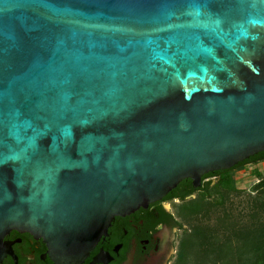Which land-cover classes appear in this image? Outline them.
<instances>
[{
	"label": "water",
	"instance_id": "1",
	"mask_svg": "<svg viewBox=\"0 0 264 264\" xmlns=\"http://www.w3.org/2000/svg\"><path fill=\"white\" fill-rule=\"evenodd\" d=\"M262 152L264 0H0V264L13 230L82 264Z\"/></svg>",
	"mask_w": 264,
	"mask_h": 264
},
{
	"label": "flooded vegetation",
	"instance_id": "2",
	"mask_svg": "<svg viewBox=\"0 0 264 264\" xmlns=\"http://www.w3.org/2000/svg\"><path fill=\"white\" fill-rule=\"evenodd\" d=\"M203 179L201 187L206 182L214 183L213 176ZM195 195L185 194L184 200L165 201L166 196L146 209L117 216L108 235L102 237L82 264H176L179 233L186 227L172 207L195 199ZM5 242L10 245L12 255L5 257L1 264H56L44 240L28 232L13 230Z\"/></svg>",
	"mask_w": 264,
	"mask_h": 264
},
{
	"label": "trees",
	"instance_id": "3",
	"mask_svg": "<svg viewBox=\"0 0 264 264\" xmlns=\"http://www.w3.org/2000/svg\"><path fill=\"white\" fill-rule=\"evenodd\" d=\"M263 163L264 152L239 163L230 170L218 171L206 175L204 179L207 176H213L218 179L217 186L219 189L217 190L225 189L229 192H233L236 191V179L234 174L236 170H241L249 164L260 165ZM211 186V182H206L200 189H195L191 180H184L176 189L168 194L165 201L175 198L184 200L185 194H197L200 192L202 194L200 202L193 200H190V202L187 201L188 203L183 202L180 205L186 204L181 207L182 212H180V214L178 212V217H182L183 221H189L191 219L193 221L194 217L200 212L202 213L208 211L209 208L212 209L218 206L215 200L209 202L210 199L208 196L212 193ZM252 191L259 196L264 195V177L253 185ZM181 224L183 225V222ZM218 228H221V225H219ZM253 229L254 231L251 232L252 234L246 236L244 240L240 238V234L239 236L237 235L236 242L238 243L235 247L232 245L233 236H230L231 239H224L223 235L221 239L220 235L222 230L220 229L214 230L212 228L210 231H206L203 228L196 227L192 232L185 230L183 232L184 236H182L180 240L176 264H188L189 257H192L189 255L191 251L196 254L192 258L196 264H264V222H261L258 226H254ZM196 239L198 240L200 250H194L193 248Z\"/></svg>",
	"mask_w": 264,
	"mask_h": 264
},
{
	"label": "rangeland",
	"instance_id": "4",
	"mask_svg": "<svg viewBox=\"0 0 264 264\" xmlns=\"http://www.w3.org/2000/svg\"><path fill=\"white\" fill-rule=\"evenodd\" d=\"M234 174L236 179V191L233 192H229L225 189L217 190L219 189L217 186L218 179H213L214 183L211 186L212 193L208 197L210 199L209 202L213 200L217 201V207L212 209L208 207V211L200 212L201 215L200 213L196 215L193 221L192 219L183 221L182 217H178L181 223L183 222V225L186 227L185 230L192 232L196 227L203 228L206 231H210L212 228L214 230L220 229L222 230L220 235L221 239L223 235L224 239H231L230 236H233L232 245L235 247L238 243L236 242L237 235L239 236L240 234V238L244 240L246 236L252 234L251 232L254 231V226H258L261 222H264V195L259 196L252 191L253 185L264 177V163L260 165L249 164L241 170H236ZM195 197L196 198L192 200L200 202L202 194L199 192ZM185 204H175L172 207L177 213V216L178 212L179 214L182 212L181 207ZM166 208H168L167 204ZM219 225H221V228H218ZM179 235L180 241L184 233H179ZM194 243V250H200L197 239ZM189 255L192 257H189L188 264H196L192 260L196 254L191 251Z\"/></svg>",
	"mask_w": 264,
	"mask_h": 264
}]
</instances>
